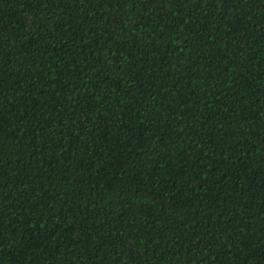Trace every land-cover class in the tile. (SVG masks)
<instances>
[{
  "label": "trees",
  "instance_id": "1",
  "mask_svg": "<svg viewBox=\"0 0 264 264\" xmlns=\"http://www.w3.org/2000/svg\"><path fill=\"white\" fill-rule=\"evenodd\" d=\"M0 264H264V0H0Z\"/></svg>",
  "mask_w": 264,
  "mask_h": 264
}]
</instances>
